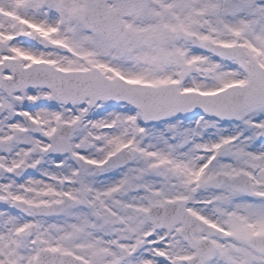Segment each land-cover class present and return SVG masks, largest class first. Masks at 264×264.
<instances>
[{
    "label": "snow or ice",
    "instance_id": "obj_1",
    "mask_svg": "<svg viewBox=\"0 0 264 264\" xmlns=\"http://www.w3.org/2000/svg\"><path fill=\"white\" fill-rule=\"evenodd\" d=\"M0 264H264V0H0Z\"/></svg>",
    "mask_w": 264,
    "mask_h": 264
}]
</instances>
